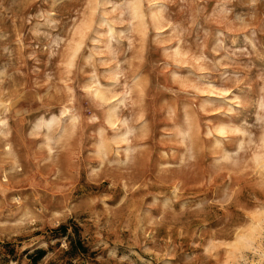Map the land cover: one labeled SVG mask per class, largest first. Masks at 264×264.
Segmentation results:
<instances>
[{"label":"rangeland","instance_id":"374dc122","mask_svg":"<svg viewBox=\"0 0 264 264\" xmlns=\"http://www.w3.org/2000/svg\"><path fill=\"white\" fill-rule=\"evenodd\" d=\"M0 264H264V0H0Z\"/></svg>","mask_w":264,"mask_h":264},{"label":"trees","instance_id":"16d2710c","mask_svg":"<svg viewBox=\"0 0 264 264\" xmlns=\"http://www.w3.org/2000/svg\"><path fill=\"white\" fill-rule=\"evenodd\" d=\"M58 229L62 230V233L65 234L66 227L64 225L59 226ZM71 243H72L73 248L77 249L79 252H81V253L86 252V250H87L86 247L82 244V242L79 239H77L76 241L72 240ZM44 254H45V250L38 249L35 252V258H34L35 262L38 259L42 258L44 256ZM31 257H33V256L31 255Z\"/></svg>","mask_w":264,"mask_h":264},{"label":"bare ground","instance_id":"6f19581e","mask_svg":"<svg viewBox=\"0 0 264 264\" xmlns=\"http://www.w3.org/2000/svg\"><path fill=\"white\" fill-rule=\"evenodd\" d=\"M94 93L99 95V94H100V90H96ZM98 95H97V96H98ZM100 95H101V94H100ZM110 112H111V111H110ZM110 112H109V114H111ZM113 114H115V113H112L111 115L113 116ZM108 118H109V117H108ZM111 121H112V120H111ZM111 121H110V122H111ZM100 146H102V145H100ZM100 146H99V147H100ZM99 149H101V148H99Z\"/></svg>","mask_w":264,"mask_h":264}]
</instances>
